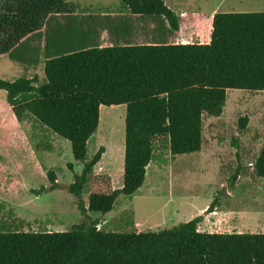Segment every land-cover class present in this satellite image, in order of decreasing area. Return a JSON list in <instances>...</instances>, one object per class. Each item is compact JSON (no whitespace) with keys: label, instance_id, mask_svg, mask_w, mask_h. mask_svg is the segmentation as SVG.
<instances>
[{"label":"trees","instance_id":"16d2710c","mask_svg":"<svg viewBox=\"0 0 264 264\" xmlns=\"http://www.w3.org/2000/svg\"><path fill=\"white\" fill-rule=\"evenodd\" d=\"M120 1L128 14L113 17L78 15L66 0H0V55L24 70L42 63L44 74L38 85L26 75L0 78V89L17 118L29 113L69 141L82 168L67 190L83 216L66 231L1 230L0 264H264V233L200 231L201 216L159 231L114 232L90 216L143 185L156 137H167L173 156L199 151L203 114L221 115L228 89L264 91V11L215 12L207 43H180L185 18L163 0ZM118 104L126 107L124 161L122 185L113 188L110 175L93 169L105 147L86 154L100 105ZM252 167L264 177V143ZM47 174L53 190L55 173Z\"/></svg>","mask_w":264,"mask_h":264},{"label":"rangeland","instance_id":"374dc122","mask_svg":"<svg viewBox=\"0 0 264 264\" xmlns=\"http://www.w3.org/2000/svg\"><path fill=\"white\" fill-rule=\"evenodd\" d=\"M218 1L205 0L203 7L210 12ZM70 7L81 15L120 11L122 4L120 0H75ZM235 9L264 11V0H246ZM22 75L35 78L37 85L44 82L43 64L24 70L0 55V78L14 80ZM125 111V104L100 105L98 126L87 141V160L101 145L105 147L93 169L110 175L118 187L123 173ZM243 116L247 122L240 128ZM263 143L264 91L228 89L221 115L203 114L199 151L173 156L166 136L154 139L142 187L132 196L120 194L113 209L101 218L100 229L159 231L199 212L209 214L206 209L216 198L219 214L205 215L200 222L203 231L264 233V177L256 176L252 167ZM68 162L73 163L72 169L67 168ZM81 168L72 157L68 140L29 113L17 118L6 92L0 89V231H66L82 221L75 198L67 190ZM48 171L55 173L57 187L53 190L47 189L51 184ZM153 184L156 192H147ZM87 188L83 191L85 201Z\"/></svg>","mask_w":264,"mask_h":264},{"label":"crops","instance_id":"0c3cea01","mask_svg":"<svg viewBox=\"0 0 264 264\" xmlns=\"http://www.w3.org/2000/svg\"><path fill=\"white\" fill-rule=\"evenodd\" d=\"M66 1L71 4L75 3V0H66ZM163 1L177 15H180L185 18L184 23L181 25L178 31L177 37L174 38L175 42H180V43H187V42L207 43L210 40V31H211L213 14L215 12L238 11V9L235 8H238L239 5L246 2V0H219L218 3L211 9V11L207 12L203 7V3L205 0H168L167 2H165V0ZM221 8H223V11H220ZM88 13L90 12H85L82 14H88ZM93 14L111 15L113 17H119L128 14V12L126 8L122 7L120 11H112L107 9L106 11L100 13H93ZM150 26L152 27V25H148V28H150ZM101 37L105 45L109 43L108 34L106 31L102 32ZM136 38L137 40L141 41V40H146L148 37L144 35H138ZM189 39L192 41H190ZM156 178H157V174L155 175L153 181H155ZM121 185L119 187H121ZM112 186L113 188H119L118 186H115L113 182H112ZM155 187L156 184L155 185L153 184V186L149 185L148 188H146V191L156 192ZM138 190L135 191L132 195L138 193ZM213 210L215 211V214H213L211 211L206 212L209 214H203L199 212L200 214H197V216H201V220L205 218V215L218 216L219 214L218 208L215 206ZM94 214H98V213H90V216L92 218L99 217L101 220V218H103V216H105L107 213L103 214L102 216H100V214L98 216ZM200 222L197 225L198 230L203 231L200 226ZM98 228H101L100 223L98 224Z\"/></svg>","mask_w":264,"mask_h":264}]
</instances>
